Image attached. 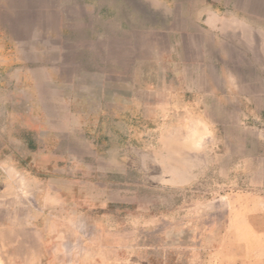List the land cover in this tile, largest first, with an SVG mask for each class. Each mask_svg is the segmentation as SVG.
Instances as JSON below:
<instances>
[{"label":"rangeland","instance_id":"obj_1","mask_svg":"<svg viewBox=\"0 0 264 264\" xmlns=\"http://www.w3.org/2000/svg\"><path fill=\"white\" fill-rule=\"evenodd\" d=\"M0 264H264V0H0Z\"/></svg>","mask_w":264,"mask_h":264}]
</instances>
